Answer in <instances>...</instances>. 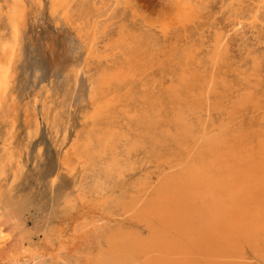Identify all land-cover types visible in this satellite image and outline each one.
<instances>
[{
  "label": "bare ground",
  "instance_id": "obj_1",
  "mask_svg": "<svg viewBox=\"0 0 264 264\" xmlns=\"http://www.w3.org/2000/svg\"><path fill=\"white\" fill-rule=\"evenodd\" d=\"M211 1L5 0L0 264H79L66 248L101 224L85 264H264V56L245 50L235 62L227 49L231 32L262 43L264 0H220L230 29L180 44ZM27 7L78 54L24 98ZM156 66L158 87L130 86ZM74 107L88 110L69 140L62 120ZM44 127L61 153L36 195L25 161ZM127 222L138 230L121 231Z\"/></svg>",
  "mask_w": 264,
  "mask_h": 264
},
{
  "label": "rangeland",
  "instance_id": "obj_2",
  "mask_svg": "<svg viewBox=\"0 0 264 264\" xmlns=\"http://www.w3.org/2000/svg\"><path fill=\"white\" fill-rule=\"evenodd\" d=\"M6 7L5 0H0V8L3 12L6 11ZM223 9L220 0L211 1V5L202 12L199 22L188 30V39L181 41L180 44H185L187 41L196 42L201 34H212L214 30L227 32L230 29V19H227L225 10ZM5 20L4 15H1L0 27L6 25ZM23 26V60L18 65V89L22 97L28 98L33 92L42 87L46 89L51 88L52 83L59 81L58 74L78 54V46L71 40L72 38L66 30L53 27L48 20L37 16L35 10L30 7L25 9ZM228 35L227 49L231 60L239 62L241 54L245 50L257 48L256 53H261L264 56V38L262 43L258 45L253 40L249 41V43L247 41L243 43V39L248 37L249 34L239 35L231 32ZM246 45L250 46L247 47ZM163 72L161 68L156 66L149 76L140 80L135 86H130L135 87V91H141L144 89L143 85H149L150 81L155 78L157 79L156 87H158L160 83L158 79L161 78ZM84 87L86 91L87 87ZM74 108L73 112L68 115L69 123H65L67 116H64L62 120L63 126L65 125L68 128L67 138L69 140L79 130L80 112H87L88 110V108L83 111L78 107ZM38 150H40V153ZM57 150L52 144L51 136L47 129L45 127L41 128L38 137L32 142L29 160L25 161V179L32 188H35L36 195H39L44 190V185L50 176V172L56 168L57 155L61 153L60 149L58 150L59 152ZM70 185V179H60V188H66ZM28 223L31 224V220H28ZM104 225L106 224H101L100 228L102 229ZM111 225V230H115L114 226L116 224L112 223L110 227ZM121 226V231L130 232L138 230L137 225L134 228H130L128 222L120 224ZM101 229L95 230L93 226H89L81 234H78L74 243L66 248L64 257L71 260L77 259L79 264H85L86 260L94 259V255L97 252L96 234ZM87 230L89 231L87 232Z\"/></svg>",
  "mask_w": 264,
  "mask_h": 264
}]
</instances>
